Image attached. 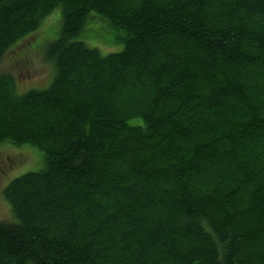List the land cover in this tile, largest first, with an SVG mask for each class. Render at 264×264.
<instances>
[{"label":"trees","instance_id":"trees-1","mask_svg":"<svg viewBox=\"0 0 264 264\" xmlns=\"http://www.w3.org/2000/svg\"><path fill=\"white\" fill-rule=\"evenodd\" d=\"M55 9L49 85L0 73V145L43 159L0 264H264V0H0V61Z\"/></svg>","mask_w":264,"mask_h":264},{"label":"rangeland","instance_id":"rangeland-1","mask_svg":"<svg viewBox=\"0 0 264 264\" xmlns=\"http://www.w3.org/2000/svg\"><path fill=\"white\" fill-rule=\"evenodd\" d=\"M61 22L60 9H55L36 29L33 37L21 46L15 47L0 61V73L11 74L17 82L19 91L31 88H44L52 80L53 69L44 59L45 46L55 40ZM82 37L90 46L98 48L103 54L118 51L122 42L116 39L107 26L101 22L87 25ZM27 42L31 45L28 47ZM12 55V56H13ZM9 58V59H8ZM43 167L42 153L25 145L16 147L11 144L0 145V219L9 220L12 216L9 203L2 196L7 183L26 172L37 171Z\"/></svg>","mask_w":264,"mask_h":264}]
</instances>
